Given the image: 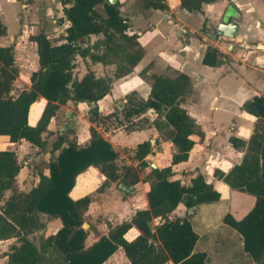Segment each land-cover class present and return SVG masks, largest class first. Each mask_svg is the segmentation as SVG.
I'll return each mask as SVG.
<instances>
[{
	"label": "trees",
	"instance_id": "trees-1",
	"mask_svg": "<svg viewBox=\"0 0 264 264\" xmlns=\"http://www.w3.org/2000/svg\"><path fill=\"white\" fill-rule=\"evenodd\" d=\"M217 0H181V8L188 12H201L203 4ZM231 1V0H228ZM64 15L70 26L59 40H51L44 31L30 36L37 46L39 68L30 76V89L14 93L18 73L14 45L0 46V136L11 143L26 141L45 149L43 134L61 106L72 102L93 105L88 119L90 141L86 146L69 142L59 135L53 143L52 154L58 155L48 162L47 172L40 173L38 183L29 191L17 187L22 165L15 151H0V196L11 194L0 207V241L14 239L4 256L7 264H104L117 249H122L130 264H209L205 252H195L199 240L188 217L171 218L180 204L188 209L220 200V195L202 175L183 185L174 180L173 167L186 162L195 141L203 139V132L182 107L191 93L190 78L143 74L150 85L146 100L129 98L120 110L125 119L145 115L153 110L156 118L151 122L163 141L173 146L171 166L152 168L146 161L152 153L149 141L138 144L134 150L137 167L120 166L119 152L105 140L95 126L104 118L98 102L111 93L113 80L97 77L88 70L81 80L74 75L76 59H90L93 64L115 65L116 79L130 75L145 56L138 35L128 34V21L111 0H64ZM144 10L166 11L164 0H141ZM103 5L105 17L96 7ZM102 34L103 39L90 45L91 35ZM7 28L0 21V37ZM225 56L215 47L208 46L203 55L205 66L217 68ZM147 72V71H146ZM47 100L35 126L28 123L31 106L40 98ZM243 110L257 119L253 134L244 141L230 137L229 142L242 151L241 162L228 173L216 170L215 176L231 191L255 198L252 208L241 218L228 213L223 223L239 235L243 251L254 262L264 260V97H254L243 105ZM67 144V146H65ZM97 169L105 180L99 187L104 191L112 184L126 188L140 182V173L150 167L142 181L147 185L148 208L116 226H110L107 236L86 248L88 230L84 227L85 214L91 203L89 196L73 200L70 192L77 177L88 168ZM59 219L61 228L47 238L42 234L49 221ZM158 225L153 227V221ZM135 228L139 235L128 241L125 236Z\"/></svg>",
	"mask_w": 264,
	"mask_h": 264
},
{
	"label": "crops",
	"instance_id": "crops-1",
	"mask_svg": "<svg viewBox=\"0 0 264 264\" xmlns=\"http://www.w3.org/2000/svg\"><path fill=\"white\" fill-rule=\"evenodd\" d=\"M45 1L52 4V6L54 5L53 7H49V14L47 15L50 20L48 24L49 29L41 30L39 27L35 28L36 26H28L22 37V40L30 46L33 52L30 61L31 66L27 67V70L30 67L33 68L31 74L38 70L39 64L37 46L29 40V37L44 31L49 39L59 40L65 35L66 29L70 26L69 21L64 15V0ZM180 1L164 0L168 9L166 11H159L144 10L141 0H115L114 4H117L121 15L128 21V34L138 35L139 37L138 40L145 50L144 58L130 75L116 79L114 77L115 65L93 64L88 58L82 59L78 57L76 59L74 75L77 80H81L88 70H91L97 77H109L113 80L111 93L98 102L99 111L102 116L111 114L114 100L123 98L128 93L135 92L146 100L151 88L143 78V74L145 73L147 75L154 73L171 77L176 76L178 73L187 75L191 80L192 90L186 97L182 107L199 125L203 132V139L197 136L192 137L195 145L189 154L188 160L173 167V179L179 180L183 185L188 186L191 184L192 179L198 175H202L207 183L211 184L220 195V200L209 206H220V204L229 206L232 204V213L239 215L249 208L250 203L248 199H246L244 193L231 191L223 181L215 176V171L219 170L228 173L241 162L244 153L233 148L229 142V138L236 137L244 141L249 140L257 122L254 116L243 110V105L256 96L264 97V0H217L211 4H203L201 12H188L182 9ZM15 2L17 1L15 0ZM27 6V4H22L25 10L28 8ZM96 10L105 17L102 4L97 6ZM233 20H237L239 27L236 38L230 39L216 35L217 27L221 22L229 23ZM198 21L200 22L199 25H197ZM34 28L36 29L35 31H33ZM16 34V41H13L12 36ZM20 34H22V29H20L19 33L11 34L7 28L9 45L0 43V46L14 45L16 56L17 48L20 45ZM102 39V34L91 35L90 45ZM58 43H62V40H59ZM208 46L217 48L226 57L225 62L221 66L212 68L202 63L203 55ZM15 60L19 66L17 59ZM24 73L26 72L24 71ZM30 86V77L27 78L23 87H19L15 80L14 93L17 94L23 89H30ZM46 104L47 100L40 97L31 106L28 116L29 125L35 126L37 124ZM71 104L81 107L85 105L86 109H82V113L78 114L67 108ZM63 109L66 111L63 112ZM90 109L91 107L86 103L74 104L70 102L66 106H61L48 126L46 133L50 135L49 140H56L54 139L56 138V134H52L56 130L53 127L55 119L57 117L62 118L63 115L64 118H67V113L71 112L72 115L73 113H77L73 115L77 117V121L69 134V138L72 139V137L75 138L77 136V144L79 146H86L90 141L89 129L92 126L88 119ZM147 114L150 116L151 122L156 118L155 112L154 115H151L150 111ZM103 126L101 122L95 127L97 130L102 129L105 131ZM46 133L43 134V139ZM106 133L108 134L104 135V137L119 152L118 162H121V158L125 156L120 151L131 148L133 161H129L132 164L125 163V165H131L136 168L138 163L134 160V150L138 144L149 141L152 145V153L147 156L146 161L148 163L150 160L154 162L153 164L149 163L150 167L152 165H155L156 168L171 166L173 146L170 142L163 141L153 126L150 129L135 131L123 140L124 143L119 141L117 136L110 134V132ZM107 136L110 137L108 138ZM20 143L36 148L26 141ZM20 143H11L7 136H0V151H15L19 158L21 154L17 146ZM36 149L38 150V148ZM58 153L56 152L55 155L57 156ZM142 179L135 187L130 188L115 184L117 192L114 190V186L111 187L114 185L112 184L109 187L110 189L107 188L109 189L107 195L103 194L105 197L100 200L102 203L100 205L101 203L94 200L92 194L99 189L105 177L93 167L88 168L77 177L75 187L70 192V197L73 200L85 196L93 197V199L90 197L91 203L86 214L91 212L94 216V206H98V213H96L98 215L107 212L108 208L110 210L122 208L123 210L125 209L127 214L117 224L112 223L113 216L112 218H108V222L112 225H108L107 223L102 225L105 229V234H101L98 225L94 227L87 225L85 227L88 230V238L85 241L86 248L93 246L101 237L107 236L110 226H116L124 221H128L136 211L148 208L146 194L148 187ZM92 183L95 184L94 187ZM10 194L9 191H6L4 198L7 200ZM5 201H0V207H2ZM201 206L188 209L182 203L173 212L171 218L188 217L190 220V217ZM90 208L92 209L90 210ZM203 213L213 215L214 210L208 209ZM98 215H95L94 218H97ZM224 216H221L222 225L218 229H213L210 222H207L203 227L191 222L194 231L199 236L195 252H205L208 255L209 264H222L220 254L229 253L233 249L231 246L234 245L235 240L243 248L241 237L223 223ZM154 221L158 225V220ZM60 228L61 221L59 219L51 220L47 223L42 234L47 238L56 234ZM199 231L201 233L211 231L214 234V238L205 240L206 237H201ZM138 235L139 231L133 228L126 234L125 238L128 241H133ZM13 242L14 239L0 241V264H7V258L4 254L8 252L9 246ZM117 255L123 256L127 260L123 250L120 248L115 251L109 260ZM234 258H239L240 264H258L250 259L247 254L245 260L239 256ZM127 262L129 263L128 260ZM167 264L174 263L169 260ZM260 264H264V260Z\"/></svg>",
	"mask_w": 264,
	"mask_h": 264
},
{
	"label": "rangeland",
	"instance_id": "rangeland-1",
	"mask_svg": "<svg viewBox=\"0 0 264 264\" xmlns=\"http://www.w3.org/2000/svg\"><path fill=\"white\" fill-rule=\"evenodd\" d=\"M16 1L17 2H15V0L13 1L12 0H0V21L2 22L3 25L7 26L11 34L19 33L20 29H22V34H20L19 36L20 45L17 48V54L15 56V59H17L19 63V66L17 65L18 73L16 76V82L19 87H23L27 81V78L30 77L31 70L33 69L32 67H30L27 70V67L29 65L31 66L30 61H31V56L33 52L30 46L27 45V43L22 40V37L24 33L26 32V28L28 26L29 27L36 26L35 28L39 27V29L41 30L49 29L48 24L50 20L47 15L49 14V7H53L54 5L52 6V4H49L45 0H36V1L16 0ZM23 3L28 5L27 6L28 8L26 10L23 9L22 7ZM199 21L197 25H199L200 23ZM35 28L33 29V31L36 30ZM8 37H9L8 35L4 36L3 38L0 37V43L9 45ZM12 37L14 39L13 41H16L17 34ZM24 71L26 73H24ZM129 98H132L135 100H145L143 96H138L137 93L135 92L128 93L123 98L121 97L120 99L114 100L113 111L111 112L112 116L108 118H104L102 120V123L104 125L103 129L105 131H103L102 129L100 130L98 129V132L102 135V137L105 140L107 139L104 137V135L106 136L108 134L106 132H110V134L117 136V139L121 141L122 143H124L123 140L128 138L135 131L152 128L151 118L147 113L145 114L146 116L144 115L143 116L141 115L140 117L135 116L128 120L124 118L122 112L120 111L121 108H119L118 103L121 102L124 107V105L127 104V101L129 100ZM89 107L92 108L93 105H89ZM67 108L70 110H73L74 112H77L78 114L82 113L83 111L82 109H86L85 105H82L81 107V106H76L73 104L67 106ZM62 111L65 112L66 110L63 109ZM77 113H73V115L74 114L76 115ZM67 121H71V120L64 118V115L62 118L57 117L55 119L53 123V127L56 130L55 132L52 133V134H56V138L54 139L57 140L59 135H64V136L66 135L69 142L77 144V139H78L77 136L75 138L72 137L71 139L69 138L70 133L61 134L62 125L64 122H67ZM75 124L76 123H74V126ZM49 137L50 135L46 133L44 136L46 146H45V149L42 151H39L36 148L29 146L28 144L24 145L23 143L22 144L20 143L17 146V149L21 154L19 156V161L22 165V171L19 175V178L17 179V184H16L19 190L29 191L33 186H35V184L38 181V176H39L38 174L42 172L46 173L48 162L51 159L56 157L55 153L52 154L51 152L52 145L56 140L54 141L49 140ZM107 137L109 138L110 136H107ZM65 146H67V144ZM120 152L121 154H124L125 156L121 158V162H118L119 165L123 166L125 165V163L132 164V162L129 161L133 159V156L131 155V148L122 149ZM149 163L153 164L154 162L150 160ZM149 169L150 167L147 168L143 173H140V181L144 173H146ZM92 186L94 187L95 184L92 183ZM111 187H113L114 190L117 192V186L115 184L112 185ZM109 189H106L101 192L97 189L92 194V196L94 197V200H97L98 203H101L100 200L104 199L105 197L103 196V194L107 195ZM244 195L246 199H248L250 206L248 209L244 210L243 213L239 215H234L232 213L231 211L232 204L229 206H227L226 204H220V206H209L213 204H204V205L202 204L200 209L190 217V220L192 223H196L198 225H201L202 227L207 222H210L213 229L215 228L218 229L219 226L222 225L221 216L231 213L235 217L241 218L252 208V206L255 203V198L252 196L246 195V194ZM92 196H89V197L93 199ZM4 197H5V193L2 196H0L1 202L6 200V198ZM124 199L126 198L124 197ZM100 205H102V203ZM94 207H95V210L93 211V213H95L94 216L92 215L91 212L89 214H85L84 219L86 223L84 224V227H87V225H90V227H94L95 225H98L100 227L99 229L101 231V234H105V229L102 227L104 223H107L108 225H112L110 222H108V218H112L113 216L114 219L112 218V223L117 224L120 220H122L123 218L127 216L125 209L123 210L122 208H118L120 210H118L117 208L110 210L108 208L107 212L101 213L100 215H98L96 214L98 213V206H94ZM210 207H213V208H210ZM91 209L92 208H90V210ZM208 209L214 210V213H212L213 215L203 213L205 210H208ZM95 215H98L97 218H94ZM155 225H156V221H153V227ZM199 234L201 237H206L205 240L214 238V234L211 231L205 232V233H201L199 231ZM231 248L233 249L229 253L220 254V256L222 257V260H221L222 264H229V263L230 264H240L239 258H234L237 256L245 260L246 254L244 253L242 246L241 247L239 246V242L237 240H235V243L233 246H231ZM104 264H129V263L123 256L117 255L111 260L108 259Z\"/></svg>",
	"mask_w": 264,
	"mask_h": 264
},
{
	"label": "water",
	"instance_id": "water-1",
	"mask_svg": "<svg viewBox=\"0 0 264 264\" xmlns=\"http://www.w3.org/2000/svg\"><path fill=\"white\" fill-rule=\"evenodd\" d=\"M111 2L114 4L115 0H111ZM239 18V16H237ZM239 31V27L237 25V20H233L229 23L226 22H221L216 30V35L217 36H223L226 38L234 39L237 36V33ZM119 108H123V104H119ZM101 110V107H100ZM151 115H154V111L151 110ZM67 118L70 119L71 121L64 123L63 127L61 128V134H66L71 132V128L74 127V123L77 121V117L73 116L71 112L67 113ZM152 168H156L155 165H152ZM125 189V188H124Z\"/></svg>",
	"mask_w": 264,
	"mask_h": 264
},
{
	"label": "built area",
	"instance_id": "built-area-1",
	"mask_svg": "<svg viewBox=\"0 0 264 264\" xmlns=\"http://www.w3.org/2000/svg\"><path fill=\"white\" fill-rule=\"evenodd\" d=\"M101 126V125H100Z\"/></svg>",
	"mask_w": 264,
	"mask_h": 264
}]
</instances>
